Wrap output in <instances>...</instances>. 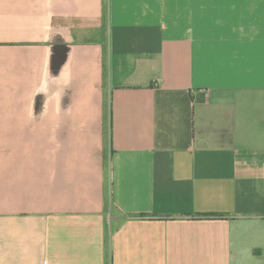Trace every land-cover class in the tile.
I'll return each instance as SVG.
<instances>
[{
	"label": "crops",
	"instance_id": "obj_1",
	"mask_svg": "<svg viewBox=\"0 0 264 264\" xmlns=\"http://www.w3.org/2000/svg\"><path fill=\"white\" fill-rule=\"evenodd\" d=\"M0 264H264V0H0Z\"/></svg>",
	"mask_w": 264,
	"mask_h": 264
}]
</instances>
